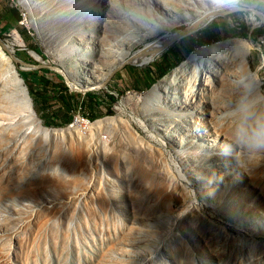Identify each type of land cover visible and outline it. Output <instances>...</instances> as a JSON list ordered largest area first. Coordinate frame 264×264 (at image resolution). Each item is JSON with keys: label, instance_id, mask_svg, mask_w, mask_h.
<instances>
[{"label": "rangeland", "instance_id": "1", "mask_svg": "<svg viewBox=\"0 0 264 264\" xmlns=\"http://www.w3.org/2000/svg\"><path fill=\"white\" fill-rule=\"evenodd\" d=\"M97 1L111 15L104 11L99 22H108L106 30L94 33L106 50L115 45L119 20L111 13H124L131 0H0V48L19 76L28 73L27 81L20 78L42 126L63 129L52 137L49 156L39 155V146L15 162L0 153V264H264V148L249 138L264 114V0H240L209 22L160 30L136 44L99 87L84 88L65 72L73 70L65 33L73 26L65 22L90 19L83 6ZM147 12L139 5L131 16L144 14L145 33L156 29ZM171 35L154 60L131 59ZM206 35L209 44L202 43ZM229 39L251 46L248 69L256 84L238 93L229 87L219 106L208 97L201 117L236 108L224 113L228 129L221 137L235 148L216 147L210 161H186L184 154L203 155L212 143L183 146V153L162 144L146 122L156 106L150 94L192 53ZM64 84L76 106L59 100ZM106 119L114 122L92 128Z\"/></svg>", "mask_w": 264, "mask_h": 264}, {"label": "bare ground", "instance_id": "2", "mask_svg": "<svg viewBox=\"0 0 264 264\" xmlns=\"http://www.w3.org/2000/svg\"><path fill=\"white\" fill-rule=\"evenodd\" d=\"M21 1L26 5V0ZM239 1L227 0L222 3L220 0H146L143 4L141 0H131L124 13H111L112 18L119 20L115 21L118 24L116 36L113 38L115 45L106 50L99 48L94 33L106 30L108 22L101 24L99 21L105 10L109 12L108 19H111L110 10L107 8L109 5L105 6L104 11L100 9L99 1L95 5H84L92 18L85 20L74 16L67 17V13L64 15L67 17L65 23L68 27L73 26L65 30L66 47L71 52L66 61L73 70L66 69L65 72L74 85L84 88L99 87L113 68L129 60L130 51L136 44L160 30L172 29L180 22L205 20L209 22L216 13L236 6ZM139 5L148 7L146 15H150L156 29L145 33L140 18L144 14L131 17L135 16L136 13L133 14V11ZM28 10L31 9L28 7ZM36 20L33 19V25H37ZM95 26L99 27L94 29ZM173 38V35L167 37L164 46L150 45L131 59L140 55L138 62L152 61L167 48V43ZM250 48L248 43L232 39L201 47L180 67L166 76L160 85L155 86L150 96L156 101V106L148 108L152 117L146 122L155 130L161 141H164L162 144L167 142L182 152L183 146L201 149L205 143L209 145L212 143L210 149L204 150L208 153L204 152L203 155L184 154L183 158L192 162L199 157L210 161L213 158L211 152L216 150V147L235 148L234 145L222 144L221 137L225 138L224 133L228 129L225 125V115L227 112H234L236 108L229 107L224 112L223 107H218L217 113H210L204 117H201V114H207L205 102L208 97L219 106L220 100H223L221 94L227 92L229 87L237 93L242 92L244 88L253 90L252 86L256 84L257 79L248 69L247 56ZM258 88L259 85H256V89ZM113 122L112 119L98 120L92 124V128L98 132ZM62 131L63 129L42 126L33 109L27 87L15 70L12 58L4 54L0 48V143L6 144L0 153L6 155L10 162H15L24 151L39 146V155L44 153L49 156L52 152V137ZM219 150L222 149H217ZM195 175L199 178L198 173ZM200 182L198 180L197 184Z\"/></svg>", "mask_w": 264, "mask_h": 264}, {"label": "trees", "instance_id": "3", "mask_svg": "<svg viewBox=\"0 0 264 264\" xmlns=\"http://www.w3.org/2000/svg\"><path fill=\"white\" fill-rule=\"evenodd\" d=\"M202 39H203V40H202V43H203V44H209L210 41L212 40V39H210V38L208 37V35L204 36ZM196 40H197V39H196ZM19 74H20V76H21L25 81H27V78H28V73H27V72L20 71ZM163 76H164L163 72H159V73H158V77H159V78H161V77H163ZM69 92H70V91H69V88H68L65 84L62 85V86H60L59 89L57 90L59 100L61 101V103H62L63 106H67V105L70 106V105H73L74 103H75V106H76L77 103H76L75 100L71 97L72 93L70 94V96L68 95V97H67V94H68ZM87 96L89 97V96H91V94L87 93ZM104 97L107 98V99H109V100L112 101V102L115 101V99H114L113 96H107V95H104ZM70 102H71V103H70ZM72 103H73V104H72ZM97 103H98V102H97Z\"/></svg>", "mask_w": 264, "mask_h": 264}, {"label": "clouds", "instance_id": "4", "mask_svg": "<svg viewBox=\"0 0 264 264\" xmlns=\"http://www.w3.org/2000/svg\"><path fill=\"white\" fill-rule=\"evenodd\" d=\"M220 2L225 3L227 0H220ZM249 138L256 148H264V114L256 117Z\"/></svg>", "mask_w": 264, "mask_h": 264}, {"label": "water", "instance_id": "5", "mask_svg": "<svg viewBox=\"0 0 264 264\" xmlns=\"http://www.w3.org/2000/svg\"><path fill=\"white\" fill-rule=\"evenodd\" d=\"M259 16H260V18H264V15H262V14H260ZM173 39H174V38H173ZM171 41H172V40H171ZM171 41H170V42H171ZM170 42H169V43H170ZM15 60L18 61L17 59H15ZM52 68L56 70L55 67H52ZM90 89H91V88H90Z\"/></svg>", "mask_w": 264, "mask_h": 264}, {"label": "built area", "instance_id": "6", "mask_svg": "<svg viewBox=\"0 0 264 264\" xmlns=\"http://www.w3.org/2000/svg\"><path fill=\"white\" fill-rule=\"evenodd\" d=\"M20 4H21V3H20ZM21 19H22V21L25 19L24 15H22V18H21ZM21 24H22V22H21Z\"/></svg>", "mask_w": 264, "mask_h": 264}, {"label": "crops", "instance_id": "7", "mask_svg": "<svg viewBox=\"0 0 264 264\" xmlns=\"http://www.w3.org/2000/svg\"><path fill=\"white\" fill-rule=\"evenodd\" d=\"M151 69H153V67H152ZM158 73H159V71H158ZM158 73H157V70H156V75H157V76H158Z\"/></svg>", "mask_w": 264, "mask_h": 264}]
</instances>
